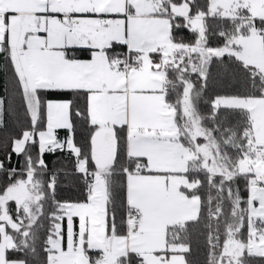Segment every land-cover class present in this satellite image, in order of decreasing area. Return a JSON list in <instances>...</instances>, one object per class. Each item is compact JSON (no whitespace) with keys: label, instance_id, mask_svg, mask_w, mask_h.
<instances>
[{"label":"snow or ice","instance_id":"6c2138e0","mask_svg":"<svg viewBox=\"0 0 264 264\" xmlns=\"http://www.w3.org/2000/svg\"><path fill=\"white\" fill-rule=\"evenodd\" d=\"M201 249L264 264V0H0V264Z\"/></svg>","mask_w":264,"mask_h":264},{"label":"trees","instance_id":"16d2710c","mask_svg":"<svg viewBox=\"0 0 264 264\" xmlns=\"http://www.w3.org/2000/svg\"><path fill=\"white\" fill-rule=\"evenodd\" d=\"M212 71H213L214 79H213V82L210 84V87H209V93L210 94L215 92V91H219L220 88L222 87L220 78H218L216 76L215 66H213ZM61 135H63V132L61 133ZM64 194L66 196L74 195V193H71V192H65ZM194 258L198 261V264H204L205 253H204L203 249H201L200 252Z\"/></svg>","mask_w":264,"mask_h":264}]
</instances>
